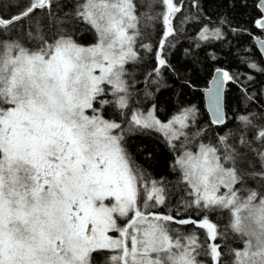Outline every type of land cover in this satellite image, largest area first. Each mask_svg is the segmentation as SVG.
<instances>
[{
	"label": "snow or ice",
	"instance_id": "1",
	"mask_svg": "<svg viewBox=\"0 0 264 264\" xmlns=\"http://www.w3.org/2000/svg\"><path fill=\"white\" fill-rule=\"evenodd\" d=\"M0 264H264V0H0Z\"/></svg>",
	"mask_w": 264,
	"mask_h": 264
},
{
	"label": "trees",
	"instance_id": "2",
	"mask_svg": "<svg viewBox=\"0 0 264 264\" xmlns=\"http://www.w3.org/2000/svg\"><path fill=\"white\" fill-rule=\"evenodd\" d=\"M87 39V38H85ZM223 55V53H221ZM175 60L180 59V53L177 51L175 55ZM225 66L232 68L233 70H236L237 64L234 60H230L227 64H225L223 61H221L219 64H214V62L209 61L208 66L205 68H202L201 71H199L194 77V87L192 88H185L181 92V94L178 97V101L185 105H196L201 114L202 120H207L208 113L205 108V102H204V93L203 90L208 86L213 73L215 66ZM241 71H244L243 66H239ZM260 79V77H258ZM163 98L168 101V107L169 110L171 109V106L173 102L177 100L176 97L173 96L172 92L166 91L164 93ZM227 100H228V106H229V112L235 111L238 107H242L244 102L240 98V94L237 91L236 87L233 85L227 86ZM166 113H161V118H166ZM143 141L147 143L149 146H151L152 141L149 138H143ZM141 141H136V143H140ZM156 153H157V159L154 160L151 164V171L154 175L160 176V177H167L169 179H175L174 175L169 173L168 167H167V153L164 149L162 144H159L156 146ZM141 163H143V160H141ZM147 166V165H146Z\"/></svg>",
	"mask_w": 264,
	"mask_h": 264
},
{
	"label": "water",
	"instance_id": "3",
	"mask_svg": "<svg viewBox=\"0 0 264 264\" xmlns=\"http://www.w3.org/2000/svg\"><path fill=\"white\" fill-rule=\"evenodd\" d=\"M214 75H215V71H214V73H213V76H214ZM213 76H212V77H213ZM211 79H212V78H211ZM210 82H211V80H210ZM210 82H209L208 86L210 85ZM208 86H207V87H208ZM226 88H227V86H226ZM205 89H206V88H205ZM205 89H204V90H205ZM204 90H203V93H204ZM204 102H205V108H206V111H207V101H206L205 94H204Z\"/></svg>",
	"mask_w": 264,
	"mask_h": 264
}]
</instances>
